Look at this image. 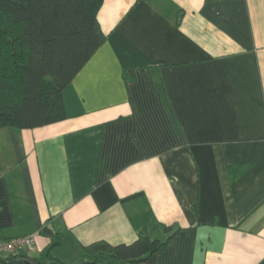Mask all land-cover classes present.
<instances>
[{"label":"crops","instance_id":"crops-1","mask_svg":"<svg viewBox=\"0 0 264 264\" xmlns=\"http://www.w3.org/2000/svg\"><path fill=\"white\" fill-rule=\"evenodd\" d=\"M97 17L67 116L0 127V239L78 262L168 225L142 264H264V0H103Z\"/></svg>","mask_w":264,"mask_h":264},{"label":"trees","instance_id":"trees-1","mask_svg":"<svg viewBox=\"0 0 264 264\" xmlns=\"http://www.w3.org/2000/svg\"><path fill=\"white\" fill-rule=\"evenodd\" d=\"M103 0H0V127L27 128L67 116L64 88L92 56L106 34L98 11ZM165 239L141 230L129 243L96 240L81 249L78 262L47 252L36 264H142L153 262L178 229ZM43 232L52 233L48 227ZM27 252L8 255L2 264Z\"/></svg>","mask_w":264,"mask_h":264},{"label":"built area","instance_id":"built-area-1","mask_svg":"<svg viewBox=\"0 0 264 264\" xmlns=\"http://www.w3.org/2000/svg\"><path fill=\"white\" fill-rule=\"evenodd\" d=\"M37 233L0 239V254L12 255L35 249Z\"/></svg>","mask_w":264,"mask_h":264},{"label":"water","instance_id":"water-1","mask_svg":"<svg viewBox=\"0 0 264 264\" xmlns=\"http://www.w3.org/2000/svg\"><path fill=\"white\" fill-rule=\"evenodd\" d=\"M5 264H36L28 257H18L16 259L10 260L6 262Z\"/></svg>","mask_w":264,"mask_h":264},{"label":"rangeland","instance_id":"rangeland-1","mask_svg":"<svg viewBox=\"0 0 264 264\" xmlns=\"http://www.w3.org/2000/svg\"><path fill=\"white\" fill-rule=\"evenodd\" d=\"M76 262V261H75Z\"/></svg>","mask_w":264,"mask_h":264}]
</instances>
